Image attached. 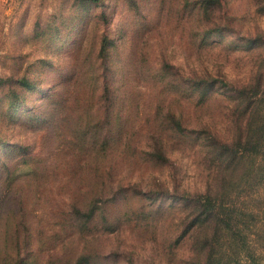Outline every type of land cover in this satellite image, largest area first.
Instances as JSON below:
<instances>
[{
  "label": "rangeland",
  "instance_id": "1",
  "mask_svg": "<svg viewBox=\"0 0 264 264\" xmlns=\"http://www.w3.org/2000/svg\"><path fill=\"white\" fill-rule=\"evenodd\" d=\"M263 67L264 0H0V264H202L187 199Z\"/></svg>",
  "mask_w": 264,
  "mask_h": 264
},
{
  "label": "trees",
  "instance_id": "2",
  "mask_svg": "<svg viewBox=\"0 0 264 264\" xmlns=\"http://www.w3.org/2000/svg\"><path fill=\"white\" fill-rule=\"evenodd\" d=\"M210 80L222 83L215 77ZM225 85L234 94L229 102V134L210 137L211 177L206 190L187 199L193 202L194 213L189 214L185 231L199 229L195 254H204L202 264H260L264 253V67L246 83Z\"/></svg>",
  "mask_w": 264,
  "mask_h": 264
}]
</instances>
